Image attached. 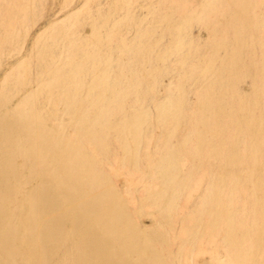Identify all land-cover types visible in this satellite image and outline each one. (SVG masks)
Listing matches in <instances>:
<instances>
[{
    "label": "bare ground",
    "instance_id": "obj_1",
    "mask_svg": "<svg viewBox=\"0 0 264 264\" xmlns=\"http://www.w3.org/2000/svg\"><path fill=\"white\" fill-rule=\"evenodd\" d=\"M98 1L0 82V264H264V0ZM44 4L0 0V64Z\"/></svg>",
    "mask_w": 264,
    "mask_h": 264
},
{
    "label": "rangeland",
    "instance_id": "obj_2",
    "mask_svg": "<svg viewBox=\"0 0 264 264\" xmlns=\"http://www.w3.org/2000/svg\"><path fill=\"white\" fill-rule=\"evenodd\" d=\"M65 1H68L67 6H66ZM83 1L84 0H44L45 4L43 7L42 14L37 19H35L34 22L31 23L27 37L24 39V41H23L24 43L22 44L23 46H22L21 50L19 51V53H17L16 55H13V56L4 57L2 59L1 64H0V82L3 78V76L5 75V73L8 71V69L14 63H16L19 59H21V58H23L29 54V52L31 51V49L33 47L35 39L39 36V34L41 32L44 31V29L51 22L62 20L68 13H70L71 11H74L79 6H81ZM196 1H200V0H196ZM98 6L106 9V7H107L106 0H99L94 8L96 9ZM131 9L133 11L135 21H137L138 19H142L144 17L146 18L147 6H145V1L135 0L131 6ZM135 21L132 22V24L129 27L125 28L127 31H129V34H127L128 38L132 37L133 34H135V27H134V25L136 23ZM145 22H146V20H145ZM192 28H194V29H192ZM79 32L82 36L88 35L91 32L90 24H87V23L84 24L82 27L79 28ZM189 32H190L192 38L195 40H200V41L204 42L207 38L206 30L204 28L198 26V25H195V24L192 25L189 28ZM164 40H163L164 44H168L170 42V36L166 35ZM171 57L173 58V56H171ZM172 58L169 59V61H170L169 64H171L173 62V61H171ZM88 78H90V76H88ZM170 79H171V72H164L159 77L156 89L154 90L152 97L149 100H147L148 105L150 103L149 108H150V110H152V113L154 112V107H153L154 101L156 99L158 100V99L162 98L165 86L168 84ZM241 84H242V86H241ZM239 85H240V90H242V91H250V89H251V83H250L249 79H246V80L240 82ZM34 86H35V83H32L30 87H34ZM242 87H243V89H242ZM187 101L189 103L193 102V95L191 93H189V96H187ZM116 185L119 189H123V187H124L123 180L121 178H119L116 181ZM203 186H204L203 183L200 184L198 192L196 193V196L199 194V192H201V190L203 189ZM196 196H194L193 198H195ZM188 205H190V204H188ZM137 222L141 228H146V227H149L150 225H152L153 219H152V217L148 216L147 214L140 213L137 215ZM68 250L67 249H60V251L57 255V258L61 259L66 254V252Z\"/></svg>",
    "mask_w": 264,
    "mask_h": 264
}]
</instances>
